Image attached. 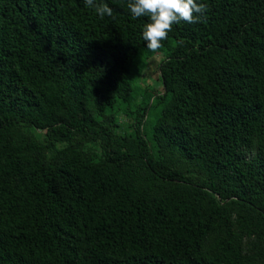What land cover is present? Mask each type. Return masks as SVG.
<instances>
[{
	"label": "trees",
	"instance_id": "obj_1",
	"mask_svg": "<svg viewBox=\"0 0 264 264\" xmlns=\"http://www.w3.org/2000/svg\"><path fill=\"white\" fill-rule=\"evenodd\" d=\"M97 2L0 0V264H264V0H197L156 93Z\"/></svg>",
	"mask_w": 264,
	"mask_h": 264
},
{
	"label": "clouds",
	"instance_id": "obj_2",
	"mask_svg": "<svg viewBox=\"0 0 264 264\" xmlns=\"http://www.w3.org/2000/svg\"><path fill=\"white\" fill-rule=\"evenodd\" d=\"M84 4L93 9L100 19L113 16L112 8L106 3L84 0ZM127 7L133 19L147 18L143 25L142 39L145 47L152 52L163 46L174 24L199 23L207 11V6L197 3V0H129Z\"/></svg>",
	"mask_w": 264,
	"mask_h": 264
},
{
	"label": "rangeland",
	"instance_id": "obj_3",
	"mask_svg": "<svg viewBox=\"0 0 264 264\" xmlns=\"http://www.w3.org/2000/svg\"><path fill=\"white\" fill-rule=\"evenodd\" d=\"M162 53H155L148 49H144L140 52L139 56L136 58L134 65L132 66V71H135L139 66H144L146 64V68L143 72H140L139 74V85L140 88L143 89L144 84L143 82L149 84L154 89V93L156 91L161 90V85L158 79V70H157V64L159 63ZM152 59V61H150ZM149 122L147 123V130L151 124V117H149ZM119 121H124L126 123V118L121 116Z\"/></svg>",
	"mask_w": 264,
	"mask_h": 264
}]
</instances>
